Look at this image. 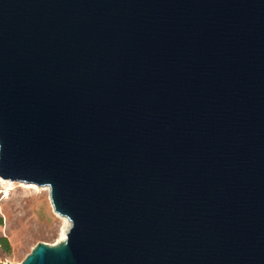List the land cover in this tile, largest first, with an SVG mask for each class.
Wrapping results in <instances>:
<instances>
[{
  "label": "water",
  "instance_id": "1",
  "mask_svg": "<svg viewBox=\"0 0 264 264\" xmlns=\"http://www.w3.org/2000/svg\"><path fill=\"white\" fill-rule=\"evenodd\" d=\"M0 177L71 224L8 264H264V0H0Z\"/></svg>",
  "mask_w": 264,
  "mask_h": 264
},
{
  "label": "rangeland",
  "instance_id": "2",
  "mask_svg": "<svg viewBox=\"0 0 264 264\" xmlns=\"http://www.w3.org/2000/svg\"><path fill=\"white\" fill-rule=\"evenodd\" d=\"M0 177V236L11 249L0 247V264L21 263L40 242L58 244L69 230L51 201L50 189L33 183L11 181ZM34 185L35 187H31Z\"/></svg>",
  "mask_w": 264,
  "mask_h": 264
},
{
  "label": "trees",
  "instance_id": "3",
  "mask_svg": "<svg viewBox=\"0 0 264 264\" xmlns=\"http://www.w3.org/2000/svg\"><path fill=\"white\" fill-rule=\"evenodd\" d=\"M1 222H2V220H0V224H1ZM0 247L2 249H4L5 251H9L11 249L10 242H9L8 238L4 235L0 236Z\"/></svg>",
  "mask_w": 264,
  "mask_h": 264
},
{
  "label": "bare ground",
  "instance_id": "4",
  "mask_svg": "<svg viewBox=\"0 0 264 264\" xmlns=\"http://www.w3.org/2000/svg\"><path fill=\"white\" fill-rule=\"evenodd\" d=\"M2 181H3V179H2ZM30 186H31V187H35L34 185H30ZM46 189L49 190V187H46ZM56 213H57V212H56ZM57 214H59V213H57ZM59 215H60V214H59ZM61 216H62V215H61ZM62 217L65 219L67 226H69V225H70L69 220H68L66 217H64V216H62ZM64 239H65V234H64L62 240H64Z\"/></svg>",
  "mask_w": 264,
  "mask_h": 264
}]
</instances>
